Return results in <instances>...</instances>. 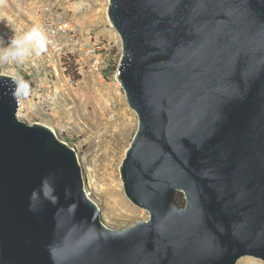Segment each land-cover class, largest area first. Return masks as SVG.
Returning <instances> with one entry per match:
<instances>
[{"label":"water","instance_id":"1","mask_svg":"<svg viewBox=\"0 0 264 264\" xmlns=\"http://www.w3.org/2000/svg\"><path fill=\"white\" fill-rule=\"evenodd\" d=\"M108 18L139 121L120 173L150 217L107 229L77 151L0 78V264L264 261V0H109Z\"/></svg>","mask_w":264,"mask_h":264},{"label":"rangeland","instance_id":"2","mask_svg":"<svg viewBox=\"0 0 264 264\" xmlns=\"http://www.w3.org/2000/svg\"><path fill=\"white\" fill-rule=\"evenodd\" d=\"M46 1L0 0V46L13 35V29L22 33L41 24L38 8ZM59 3L83 42V50L71 54L67 47L59 55L49 47L24 64L0 66V72L30 81L32 91L20 99L19 117L48 125L77 151L84 190L96 216L107 229H124L148 220L150 214L127 197L120 173L139 126L118 79L121 39L108 18L109 0ZM238 264L264 261L244 256Z\"/></svg>","mask_w":264,"mask_h":264},{"label":"clouds","instance_id":"3","mask_svg":"<svg viewBox=\"0 0 264 264\" xmlns=\"http://www.w3.org/2000/svg\"><path fill=\"white\" fill-rule=\"evenodd\" d=\"M49 46L58 47L49 30L40 23H35L22 33H17L13 29V35L0 46V66L24 64L33 54L40 56L47 52ZM0 78L11 81L9 88L14 99L27 98L31 94L32 85L22 75L0 72Z\"/></svg>","mask_w":264,"mask_h":264},{"label":"built area","instance_id":"4","mask_svg":"<svg viewBox=\"0 0 264 264\" xmlns=\"http://www.w3.org/2000/svg\"><path fill=\"white\" fill-rule=\"evenodd\" d=\"M38 16L42 20L41 24L49 30L52 39L55 41L57 48L49 46L61 55L65 53L67 47H70L69 52L76 54L83 50V42L71 23L66 21V18L61 10L59 0H47L40 8H38ZM90 53L91 51L88 50ZM98 63V59L96 61Z\"/></svg>","mask_w":264,"mask_h":264},{"label":"trees","instance_id":"5","mask_svg":"<svg viewBox=\"0 0 264 264\" xmlns=\"http://www.w3.org/2000/svg\"><path fill=\"white\" fill-rule=\"evenodd\" d=\"M176 204L183 206L186 203L185 195L183 192H177L175 195Z\"/></svg>","mask_w":264,"mask_h":264}]
</instances>
